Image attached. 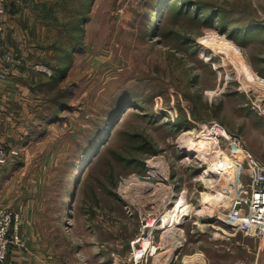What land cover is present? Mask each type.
<instances>
[{"label":"rangeland","instance_id":"obj_1","mask_svg":"<svg viewBox=\"0 0 264 264\" xmlns=\"http://www.w3.org/2000/svg\"><path fill=\"white\" fill-rule=\"evenodd\" d=\"M0 51V119L12 102L18 118L0 207L22 246H102L124 264L151 238L157 264H264V232L225 222L252 195L246 152L264 165V0H3ZM204 136L206 153L189 150ZM225 160L236 179L210 170ZM181 195L171 259L159 225Z\"/></svg>","mask_w":264,"mask_h":264},{"label":"built area","instance_id":"obj_2","mask_svg":"<svg viewBox=\"0 0 264 264\" xmlns=\"http://www.w3.org/2000/svg\"><path fill=\"white\" fill-rule=\"evenodd\" d=\"M3 0H0L2 2ZM0 72V76H2ZM16 153L15 150L11 151ZM245 155L247 159L249 183L247 185L242 184V167L240 166L239 178L240 191H243V188L246 187V193L252 191L250 198H240L237 196L230 206V209L227 213L228 220L226 223L234 231H243L247 234H258L264 232V165L256 160V158L250 153L246 152ZM2 157H0V162H7V153L2 149ZM251 188V189H249ZM237 199V200H236ZM258 200V202H256ZM245 202L248 205V212L245 213L244 205ZM255 203V206H254ZM24 238L21 233V222L19 214L15 210L9 208L0 207V264L5 263L7 256L10 252V249L14 246H20L23 244ZM154 246H143L142 249L133 248L130 258L128 259V264H157L153 260H149V255H153L154 252L159 249L160 246H157L156 250ZM145 255V256H144Z\"/></svg>","mask_w":264,"mask_h":264},{"label":"crops","instance_id":"obj_3","mask_svg":"<svg viewBox=\"0 0 264 264\" xmlns=\"http://www.w3.org/2000/svg\"><path fill=\"white\" fill-rule=\"evenodd\" d=\"M10 26L14 28L15 33L18 34V25L15 24V21H13ZM9 82H11V79L8 80V77L4 80H0L1 94L9 88L11 84ZM12 103L11 106H9L10 104L8 103L7 107L3 106L2 108L7 117L4 116V118L0 119V127L3 129V132L0 134V144H10L9 140H11L13 136L15 137L16 134L12 129L18 118L14 119L16 115H13L14 112L8 109L13 106ZM23 121L25 120H22L20 124L23 125L22 129L24 133H27L28 128L25 126L26 123L23 124ZM28 124L29 122L26 125ZM11 125H13L12 128ZM10 165L11 164H8L0 169V201H3L5 197H7L5 201L10 200L7 192H5V186L7 185V180L5 178H7L6 176H8L10 171L15 167V164ZM22 228L24 229V227H21V231H23ZM25 239L26 242L23 246H14L10 249L4 264H117L116 257H113L114 254L106 253L101 248L102 246H42V244H40L41 242H39V246H36L33 244L37 243V239L33 240L31 236H25ZM124 264H128L127 259ZM164 264L167 263L165 262Z\"/></svg>","mask_w":264,"mask_h":264},{"label":"bare ground","instance_id":"obj_4","mask_svg":"<svg viewBox=\"0 0 264 264\" xmlns=\"http://www.w3.org/2000/svg\"><path fill=\"white\" fill-rule=\"evenodd\" d=\"M260 84L261 83H256L255 86H259ZM221 132H223V130L218 128L217 133L220 134ZM212 141H213L212 138H210L208 136H204L201 139L193 141L194 143L189 150L201 151L203 153H206L205 150H207V148H208L207 146ZM158 169H159V166L157 164L151 165V170H153L155 173L157 172ZM235 169L236 168L233 167V163L228 161V160L223 161V163L220 164V166H218V167L210 168V170H216L217 174H223V175L226 174L225 177H226V180L228 179V181L230 179H232L233 177H235L233 179L237 178V176H234V174H233ZM235 182H236V180H235ZM256 202H258V200H256ZM254 206H255V203H254ZM187 215H189V207L186 203L185 197L183 195H181L180 197H178L176 199L175 205L171 208L169 207L166 210V212H164V215L161 218V224L159 225V227L162 226L163 228H167L162 235L163 238L167 239V237H171L173 239V241L175 242L174 244H172V246L169 249V252L166 255L167 257H169L171 259L174 256H176L177 250H179L178 248H180V243L184 240V234L181 231V224L184 221V219L187 217ZM219 219H221V218H219ZM227 220H228V215L225 214V222H227ZM150 239L151 238H147L144 241V245L145 246H154L153 248L156 250V248H158V247ZM157 251H158V249H157ZM166 252L167 251H163V252L160 251L158 253V256H160L163 259V257L165 256L164 254ZM156 255H157V253H156ZM195 255H198V253H196ZM187 258H188V260H186L187 264H191L192 263V261H191L192 257L189 256Z\"/></svg>","mask_w":264,"mask_h":264},{"label":"trees","instance_id":"obj_5","mask_svg":"<svg viewBox=\"0 0 264 264\" xmlns=\"http://www.w3.org/2000/svg\"><path fill=\"white\" fill-rule=\"evenodd\" d=\"M167 1V0H166ZM165 3V2H164ZM75 45H73L72 46V50L74 51V49H75ZM74 48V49H73ZM68 51V50H67ZM70 53H72V52H70ZM105 136V135H104ZM104 136H102V138H100L101 136H99V137H97V142H96V144L98 143V144H100L101 143V139H104L105 137ZM99 150V149H98ZM92 157V156H91ZM83 158H85L84 159V161H83V163L85 162L86 163V160L88 159V155H86V156H84ZM90 158V157H89ZM89 160V159H88ZM93 159H91L90 158V160H89V162L88 163H90L91 161H92ZM78 165V164H77Z\"/></svg>","mask_w":264,"mask_h":264},{"label":"water","instance_id":"obj_6","mask_svg":"<svg viewBox=\"0 0 264 264\" xmlns=\"http://www.w3.org/2000/svg\"><path fill=\"white\" fill-rule=\"evenodd\" d=\"M84 159H85V158H84ZM84 159H81V162H82V160H84ZM88 162H89V161H87V164H88ZM79 163H80V162H79ZM79 163H78L77 167H80V164H81V163H80V164H79ZM87 164H86V165H87ZM83 169L85 170V166H84ZM79 171H80V169H79ZM177 254H178V253H177Z\"/></svg>","mask_w":264,"mask_h":264}]
</instances>
